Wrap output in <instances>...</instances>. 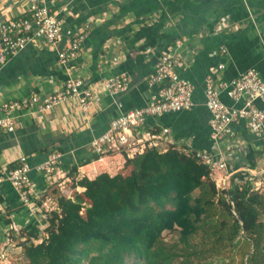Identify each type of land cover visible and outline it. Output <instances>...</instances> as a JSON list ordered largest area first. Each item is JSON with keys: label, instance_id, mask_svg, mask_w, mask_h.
Instances as JSON below:
<instances>
[{"label": "crops", "instance_id": "obj_1", "mask_svg": "<svg viewBox=\"0 0 264 264\" xmlns=\"http://www.w3.org/2000/svg\"><path fill=\"white\" fill-rule=\"evenodd\" d=\"M47 3L63 19L65 33L88 26L79 56L68 65L59 66L55 49L41 43L28 44L0 64L2 99L35 94L44 98L56 92L68 76L82 78L87 87L125 73L129 84L115 96L100 92L89 113L82 112L75 99L40 113L20 110L14 114L13 132L0 131V169L16 166L21 155H26L29 165L34 167L57 151L61 154V168L70 181L93 179L103 172L120 173L125 153L92 159L90 142L107 128L112 118L144 105L156 92L158 85H149L147 78L160 52L173 46L176 40L182 42L184 56L178 73L194 85V105L188 111L147 121L146 128L151 132L168 129L158 145L159 151L174 146L182 151L216 152V145L209 138L210 115L204 106L207 76L216 83L255 69L264 82V0H47ZM23 7V0H0V22L21 16ZM220 47L225 49L224 53ZM219 64L224 65L222 70H217ZM219 97L226 105L241 106L242 102L233 104L223 91ZM235 130L237 137L231 148L220 142L228 171L264 169V129L255 137L241 121ZM73 167L74 179L69 175ZM221 174L216 171L215 176ZM29 175L38 194L55 202L51 190L54 185L33 170ZM73 189L83 191L80 186ZM37 204L23 206L11 186L2 184L0 251L6 250L7 246L2 245L5 246L8 237L12 239L8 245L16 240L18 229L39 234L42 225ZM7 252L6 257L12 258L15 249L10 251L9 247Z\"/></svg>", "mask_w": 264, "mask_h": 264}, {"label": "trees", "instance_id": "obj_2", "mask_svg": "<svg viewBox=\"0 0 264 264\" xmlns=\"http://www.w3.org/2000/svg\"><path fill=\"white\" fill-rule=\"evenodd\" d=\"M126 167L127 174L74 180L83 191L73 196L55 195L42 238L18 243L28 264H173L185 256L184 263L239 239L251 248L241 264H264V174L259 190L246 172L218 190L207 165L171 147L125 156ZM173 231L182 248L164 241Z\"/></svg>", "mask_w": 264, "mask_h": 264}, {"label": "built area", "instance_id": "obj_3", "mask_svg": "<svg viewBox=\"0 0 264 264\" xmlns=\"http://www.w3.org/2000/svg\"><path fill=\"white\" fill-rule=\"evenodd\" d=\"M23 3L21 16L0 22V64L5 63L30 43H41L45 47L55 49L59 66H66L77 59L88 26L84 25L65 33L63 19L56 11H51L47 0H23ZM181 47L182 42L176 40L173 46L166 47L156 58L154 70L147 78V83L158 85V89L147 102L118 114L109 121L107 128L100 135L92 138L90 150L98 160L112 153H125L127 158H132L142 154L146 149L159 148L158 145L164 140L163 135H167L168 129L162 128L158 133L151 132L146 128L147 121L172 112L188 111L193 107L194 85L178 73L179 67L184 62ZM220 51L224 53L225 49L220 47ZM223 68L224 65L219 64L217 70ZM128 84L129 77L125 73L109 76L87 87L82 78L68 76L56 92L44 98H39L35 94L21 99L6 100L0 96V131L13 132L14 114L20 110L45 112L72 99L76 100L82 112L89 113L93 110L100 92L115 96L124 92ZM221 91L233 101V104L242 102L241 106H229L223 103L219 97ZM204 98V106L210 115L209 138L215 143L216 152L192 149L182 151L174 146L171 148L207 165L216 188L223 190L235 172L228 171L220 142H225L226 147L231 148L232 142L237 137L235 126L241 121L255 137L262 133L264 82L255 69H249L229 81L218 80L216 83L207 76L204 79ZM31 170L41 175L46 182L57 186L67 197L72 193L71 189L69 191L65 189V183L70 179L68 180L67 172L61 168V154L57 151L49 153L44 161L34 167L29 165L26 155H21L14 168L0 169V187L3 183H8L19 202L25 207L38 202L37 214L41 218L43 228L44 213L56 210L57 206L50 198L38 194L29 175ZM216 171L221 172V176L216 177ZM244 172L254 181V189H261L263 181L255 178L257 170L248 167ZM230 204L233 205L231 201ZM10 239L8 237L5 240L7 248L0 251V259L7 256L9 247L10 251L13 250L12 244L8 245L12 240Z\"/></svg>", "mask_w": 264, "mask_h": 264}, {"label": "rangeland", "instance_id": "obj_4", "mask_svg": "<svg viewBox=\"0 0 264 264\" xmlns=\"http://www.w3.org/2000/svg\"><path fill=\"white\" fill-rule=\"evenodd\" d=\"M264 169H258L257 172L260 173L261 171H263ZM130 171V167H126L123 168V170H121L120 173L122 174H127ZM258 173H256L255 178L257 179H261L258 178ZM254 174V173H252ZM75 180V179H74ZM73 181L71 180L70 182H66L65 183V189H67L69 191V189H71L72 191V196L77 192L74 191L73 188ZM51 190L55 192V195L60 194V191L58 189L57 186H52ZM196 194V192L194 193ZM217 216V215H216ZM214 220H220V218H214ZM264 220V218H263ZM41 231V230H40ZM39 234L36 236H33V233L27 231V229H24L23 231L21 230H17L15 231L16 235L15 238L16 240H13L14 242H12V249H15V253L13 254V257L9 258V257H4L0 259V264H28L27 260L23 257V253H22V249L21 246L17 245L19 242H24V240H26L27 238H34V240H36V242L42 238L41 236H43V232H40ZM31 235V236H30ZM19 238H24L20 241ZM163 239L166 242L167 245H171L173 246L174 244L178 245L179 248H182L183 245L182 243H177L178 240V234L176 231L173 232H165L163 233ZM17 243H16V242ZM192 243H196L198 241V238H194L191 240ZM2 247H5L4 245H2ZM17 248V249H16ZM177 249V247H176ZM250 247H248L243 240L239 239V243H236V246H234L233 248H229V247H225L222 250H216L210 253H201V255L198 256H189V261H185L184 263H182V259L184 258L185 260V256L177 259L173 264H241L242 263V258L245 259L247 256V252L250 251Z\"/></svg>", "mask_w": 264, "mask_h": 264}, {"label": "water", "instance_id": "obj_5", "mask_svg": "<svg viewBox=\"0 0 264 264\" xmlns=\"http://www.w3.org/2000/svg\"><path fill=\"white\" fill-rule=\"evenodd\" d=\"M263 174H264V170L257 174L258 175V178H260Z\"/></svg>", "mask_w": 264, "mask_h": 264}]
</instances>
